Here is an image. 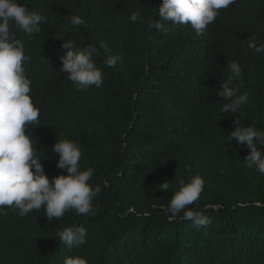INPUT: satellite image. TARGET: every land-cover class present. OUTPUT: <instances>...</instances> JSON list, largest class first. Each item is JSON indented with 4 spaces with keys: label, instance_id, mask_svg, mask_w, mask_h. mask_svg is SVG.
<instances>
[{
    "label": "trees",
    "instance_id": "trees-1",
    "mask_svg": "<svg viewBox=\"0 0 264 264\" xmlns=\"http://www.w3.org/2000/svg\"><path fill=\"white\" fill-rule=\"evenodd\" d=\"M19 2L46 17L30 37L11 25L29 58L25 74L40 109L26 134L50 180L63 173L55 143L76 142L80 169H94L89 184L101 192L92 201L94 216L70 210L49 222L43 207L24 217L5 207L0 264H64L76 256L88 264H264V175L246 166L250 149L230 136L237 119L264 128V54L249 47L250 40L264 43V0H234L203 35L161 20L163 0ZM134 11L143 19L132 22ZM73 15L85 26H73ZM68 39L78 49L98 48L93 60L103 73L101 87L77 91L62 73ZM109 54L120 57L114 68L103 63ZM231 61L243 70L231 86L249 99L236 113H222L226 101L216 90L231 74ZM195 175L204 190L189 207L210 223L170 221L179 179ZM164 182L167 192L158 187ZM72 226L86 229V243L59 241L58 233Z\"/></svg>",
    "mask_w": 264,
    "mask_h": 264
},
{
    "label": "clouds",
    "instance_id": "clouds-1",
    "mask_svg": "<svg viewBox=\"0 0 264 264\" xmlns=\"http://www.w3.org/2000/svg\"><path fill=\"white\" fill-rule=\"evenodd\" d=\"M234 0H163L158 15L163 21L173 24L190 25L197 35H203L207 26L219 15V10L228 8ZM46 17L39 10H29L21 6L19 0H0V214H6L4 208L18 210L20 217L33 210L44 208L49 222L60 220L66 212L75 210L77 215H95L92 201L101 192L99 186H91L89 181L94 169L81 171L79 161L82 152L79 145L70 140H58L54 153L59 157L56 165L63 170L51 180L45 174L41 159L36 155L30 136L26 134V125L38 123L40 109L30 96L32 81L27 78L24 63L28 61L25 47L11 31V25L25 36H32L41 31L40 24ZM132 22L142 20L139 12L130 15ZM73 26H85L86 21L79 16H71ZM149 28L166 31L159 21H148ZM249 47L256 53L264 54V43L257 45L250 40ZM62 48L68 50L61 57L62 73L73 82L77 91H85L91 86L99 88L104 82L103 73L93 60L99 55L95 44L78 49L72 39L65 40ZM99 48L108 52V45L101 41ZM120 57L107 55L103 63L114 68ZM227 67L230 75L221 82L216 92L226 101L222 113H236L248 102V94L238 95V89L231 85L234 78L242 76L239 62L231 61ZM235 129L230 133L242 148L247 146L250 153L244 158L249 169L255 168L264 175V128L242 126L240 119L235 122ZM176 179V177H175ZM179 190L174 192L169 201L167 212L169 220L179 218L191 221L196 226H206L209 218L201 211L190 208L198 201L204 190L205 181L200 175L193 176L188 182L179 179ZM169 182L158 187L167 192ZM214 207H218L214 206ZM183 213V215H181ZM86 229L83 226L66 227L58 233L59 241L68 247L86 243ZM64 264H88L80 257H66Z\"/></svg>",
    "mask_w": 264,
    "mask_h": 264
}]
</instances>
